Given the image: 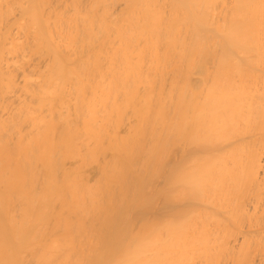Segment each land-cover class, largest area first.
<instances>
[{
	"label": "bare ground",
	"instance_id": "bare-ground-1",
	"mask_svg": "<svg viewBox=\"0 0 264 264\" xmlns=\"http://www.w3.org/2000/svg\"><path fill=\"white\" fill-rule=\"evenodd\" d=\"M0 264H264V0H0Z\"/></svg>",
	"mask_w": 264,
	"mask_h": 264
}]
</instances>
